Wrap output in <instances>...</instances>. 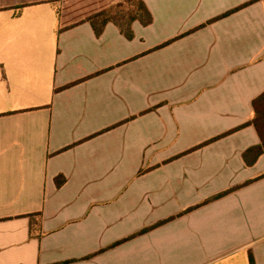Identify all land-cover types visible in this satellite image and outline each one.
Returning <instances> with one entry per match:
<instances>
[{"label":"crops","instance_id":"obj_1","mask_svg":"<svg viewBox=\"0 0 264 264\" xmlns=\"http://www.w3.org/2000/svg\"><path fill=\"white\" fill-rule=\"evenodd\" d=\"M121 1L0 0V264H264V0Z\"/></svg>","mask_w":264,"mask_h":264},{"label":"trees","instance_id":"obj_2","mask_svg":"<svg viewBox=\"0 0 264 264\" xmlns=\"http://www.w3.org/2000/svg\"><path fill=\"white\" fill-rule=\"evenodd\" d=\"M137 2V9L135 13L130 17L129 21L124 23L117 18V13H114L115 10L119 8V5L116 9L111 12L105 11L97 15L90 16L87 21L91 24L95 33L99 35L108 22L114 23L121 33L127 38H132L131 25L134 21H139L143 25H149L152 21L151 15L144 6L141 0H133ZM253 119L251 124L255 127L258 132V135L261 140L260 147L253 149L251 152H254L255 158L261 155L264 152V93L259 96L256 100L253 101ZM64 183L62 178L56 180L57 186H61ZM250 264H254L252 257H250Z\"/></svg>","mask_w":264,"mask_h":264},{"label":"rangeland","instance_id":"obj_3","mask_svg":"<svg viewBox=\"0 0 264 264\" xmlns=\"http://www.w3.org/2000/svg\"><path fill=\"white\" fill-rule=\"evenodd\" d=\"M137 9V2L133 0H123L121 1V4L119 5V8L114 11V13H117V18L126 23L129 21L130 17L135 13V10Z\"/></svg>","mask_w":264,"mask_h":264}]
</instances>
